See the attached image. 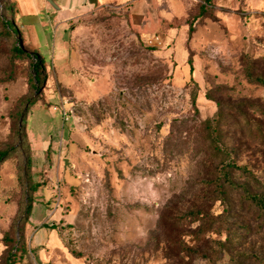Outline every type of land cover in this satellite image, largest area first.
I'll return each instance as SVG.
<instances>
[{
	"label": "rangeland",
	"instance_id": "rangeland-1",
	"mask_svg": "<svg viewBox=\"0 0 264 264\" xmlns=\"http://www.w3.org/2000/svg\"><path fill=\"white\" fill-rule=\"evenodd\" d=\"M15 8L0 0V150H11L0 162V264L17 247L21 264L46 221L59 230L40 227L34 240L57 237L56 263L260 264L244 251L264 255V238L254 223L236 225L253 222L237 200V215L214 232L200 234L189 216L181 236L159 223L174 205L223 212L214 195L203 199L194 129L218 103L226 141L264 189V85L247 76L264 78V0H148L141 27L128 12L91 10L60 52L55 24L32 49ZM8 21L17 35H6ZM19 40L45 56L36 84L31 59L12 52ZM228 234L237 242L229 251L218 241ZM173 241L197 250L184 258Z\"/></svg>",
	"mask_w": 264,
	"mask_h": 264
},
{
	"label": "trees",
	"instance_id": "trees-1",
	"mask_svg": "<svg viewBox=\"0 0 264 264\" xmlns=\"http://www.w3.org/2000/svg\"><path fill=\"white\" fill-rule=\"evenodd\" d=\"M204 8L205 6L201 5V13H203ZM9 10L12 11V8ZM5 33L11 37L17 35L14 22L8 21L5 25ZM12 52L15 56L31 59L33 83L36 84V82L42 81L45 70V59L41 54L26 49L21 40L14 44ZM188 63L190 65V73L192 74V58L188 59ZM247 76L250 80L264 85L263 77H254L250 71L247 72ZM191 96L192 103L196 106L198 97L197 89L192 91ZM218 104L219 110L216 115L196 123L194 129L196 135L195 150L197 156L200 158L198 166L203 169L202 174L200 170L198 172V174H201L199 181L207 190L203 195V199H209L207 195H214L213 197H216L215 200L221 201L224 205L223 212L215 215L211 212V204L205 203L191 206L183 205L176 208L174 205L173 208L161 215L159 225L167 234L181 236L184 229L183 225L189 216L191 217L190 221L199 223L198 231L200 234L214 232L217 230L218 221H222L226 219V217L236 216L237 211H239L238 207L241 209L247 207L251 211L253 222H236V225H243L249 230L251 228V223H254L259 233L264 238V189L257 187L260 180L252 167L248 164H240L237 158L236 148L230 146L226 141L222 128V104ZM258 134L260 135V142L264 143V129H262V127L258 128ZM10 152V149L0 150V162L7 157ZM235 200L239 202L238 207L234 203ZM42 226L59 230V227L56 226L55 223L50 224L49 222H45ZM218 241L221 246L228 251L237 243L229 234L225 240ZM173 242L178 244V255H183L184 258L197 250L196 247L186 242L184 246L177 243V241ZM10 243H12V241H10ZM24 251L25 249L22 250L20 258L24 255ZM19 253V247H17L14 252L10 250L6 263L17 264ZM244 254H247L249 257H254L260 261V264H264V255L252 250H245ZM235 262L244 264L243 261H239L238 259H236Z\"/></svg>",
	"mask_w": 264,
	"mask_h": 264
},
{
	"label": "crops",
	"instance_id": "crops-1",
	"mask_svg": "<svg viewBox=\"0 0 264 264\" xmlns=\"http://www.w3.org/2000/svg\"><path fill=\"white\" fill-rule=\"evenodd\" d=\"M16 7V15L27 33L31 36L32 49L38 50L39 43L49 42L53 35L46 32L47 26L54 24L58 34V51L62 49V39L72 31L69 30L71 23H74L84 13L95 9H113L118 13L128 12L131 23L135 26H143L149 15V10L145 8L148 0H11ZM53 3H52V2ZM52 3V4H51ZM61 37V38H60ZM69 37V36H68ZM43 58L45 56L40 53ZM48 222V221H46ZM45 223V222H44ZM35 224V223H34ZM43 224V223H42ZM42 224L30 233V240L27 244V251L24 253L21 264H24L25 257L35 249L33 255L34 264H70L69 262H55L58 239L53 238V234L45 233L35 241L37 233L43 227ZM41 227V228H40ZM59 233V232H58ZM52 235V237H50ZM58 235V234H57ZM35 241V242H34ZM30 250V251H29ZM36 256V258H35ZM29 264V262H25Z\"/></svg>",
	"mask_w": 264,
	"mask_h": 264
},
{
	"label": "built area",
	"instance_id": "built-area-1",
	"mask_svg": "<svg viewBox=\"0 0 264 264\" xmlns=\"http://www.w3.org/2000/svg\"><path fill=\"white\" fill-rule=\"evenodd\" d=\"M156 39H158V38H156Z\"/></svg>",
	"mask_w": 264,
	"mask_h": 264
},
{
	"label": "water",
	"instance_id": "water-1",
	"mask_svg": "<svg viewBox=\"0 0 264 264\" xmlns=\"http://www.w3.org/2000/svg\"><path fill=\"white\" fill-rule=\"evenodd\" d=\"M52 2V1H51ZM53 3V2H52Z\"/></svg>",
	"mask_w": 264,
	"mask_h": 264
}]
</instances>
